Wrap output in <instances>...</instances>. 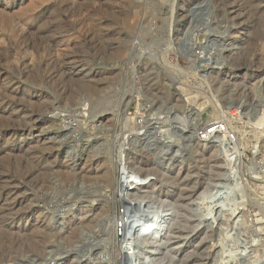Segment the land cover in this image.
I'll list each match as a JSON object with an SVG mask.
<instances>
[{
	"label": "rangeland",
	"instance_id": "1",
	"mask_svg": "<svg viewBox=\"0 0 264 264\" xmlns=\"http://www.w3.org/2000/svg\"><path fill=\"white\" fill-rule=\"evenodd\" d=\"M126 256L264 264V0H0V264Z\"/></svg>",
	"mask_w": 264,
	"mask_h": 264
},
{
	"label": "built area",
	"instance_id": "2",
	"mask_svg": "<svg viewBox=\"0 0 264 264\" xmlns=\"http://www.w3.org/2000/svg\"><path fill=\"white\" fill-rule=\"evenodd\" d=\"M207 132L208 133H215V132L224 133L226 131H225L224 125L215 124L212 127H209L207 129ZM228 135H229V137L231 136L230 134H228ZM135 224L136 223H133V222H132V224H129V222H127L124 217H123V219H121V222L119 223V225L117 224L118 225V228H117L118 230L116 232L117 236L122 239V242L125 241L126 242L125 247L128 248V249H131V250H132V246L128 242L130 240L131 241H133V240L137 241L139 239V235H140L138 232H136V233L133 232L134 231L133 228H134ZM128 244H129V246H128ZM122 248H124V247H122ZM131 253H133V251ZM126 260H127L126 264L131 262V259L127 258V256H126Z\"/></svg>",
	"mask_w": 264,
	"mask_h": 264
}]
</instances>
